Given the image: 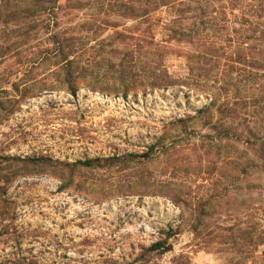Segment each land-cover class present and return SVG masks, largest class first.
<instances>
[{"label":"rangeland","instance_id":"obj_1","mask_svg":"<svg viewBox=\"0 0 264 264\" xmlns=\"http://www.w3.org/2000/svg\"><path fill=\"white\" fill-rule=\"evenodd\" d=\"M69 1L59 0V4L67 6ZM119 1L74 0L72 10L65 9L51 20V27L61 31L86 24L105 27L100 34L90 30L66 36L82 39L79 60L99 74L110 92L100 88L93 92L83 80L76 97L65 91H43L41 85L54 81L51 74L57 68L48 63L32 65L39 60V45H46L41 32L18 49L21 56L2 51L0 264H254L250 258L243 260L241 252L250 251L259 262L264 252V162L260 167L253 164L260 161L256 149L261 141L257 143L250 131L264 135V102L251 101L264 84V70H252L244 58L242 63L234 62L233 53L244 37L230 31L244 26L233 19L227 23L229 33L215 27L201 42L199 38L192 43L168 41L167 28L173 21L181 19L187 27L195 19L192 14L179 17L172 7H163L142 21L127 19L116 7ZM29 2L1 1V17H12ZM107 21L119 27L106 26ZM22 22L26 20L9 19L5 24L0 19V31H13ZM116 32L125 38H116ZM10 39L20 43L22 37L10 34ZM5 40L2 46L9 44ZM211 42L217 44L216 53L208 50ZM116 48L119 52L111 54ZM156 50L164 57L153 55ZM260 58L264 66V55ZM105 61L124 64L134 82L129 78L128 88H122L121 80L115 81L117 72L105 67ZM158 61L174 77L192 73L204 79L208 93L220 94L218 103L212 105L209 94L193 87L151 91L149 76ZM23 78L38 84L33 92L19 100L6 96L3 91L11 93V83ZM123 89L127 97L122 96ZM224 128L231 132L220 133ZM160 141L162 146L144 168L78 173L65 191L59 190L57 179L46 176L7 180L6 157L44 155L75 162L142 153ZM138 178L150 184L158 180L180 184L193 216L183 218L169 199L140 195L137 188L131 191L138 194H114L119 182L124 187ZM104 193L113 195L104 197ZM200 201L208 203L207 216L197 235L194 210ZM246 223L256 226L254 234L261 233L263 244L251 246L240 238L237 229H244ZM170 229H178L169 240L173 249L152 251L151 246L164 240V231ZM215 235H233L237 246Z\"/></svg>","mask_w":264,"mask_h":264},{"label":"trees","instance_id":"obj_2","mask_svg":"<svg viewBox=\"0 0 264 264\" xmlns=\"http://www.w3.org/2000/svg\"><path fill=\"white\" fill-rule=\"evenodd\" d=\"M1 1H7L8 3V0H0V2ZM70 1L67 6H63L59 4V0H30L27 6H25L23 9L14 11V15L12 17H9L8 14L5 17H1L2 14L0 13V19H2L3 23L5 24L8 23L9 19H12L17 23L20 20H26V22L21 23V27H18L19 25H15L16 30L19 28V33L18 30L16 31L15 29L13 31L9 29L6 31H0V42L6 38L9 40V44L5 46H2V43L0 44V58L4 53L6 55L12 54L10 55L11 57L21 56L23 52L18 49L27 42L33 41L35 37L41 32L42 36L44 37L41 39V41L46 45H39V60L33 62L32 65L38 66L48 63L49 65L57 68L51 74V77L54 78V81H45L44 85H41V89L43 91H65L69 95L76 97L80 84H82L81 80L85 82L84 87L93 92H100L98 91L99 88V90L108 91L109 89L107 88L109 87L103 86L101 79H99V74L91 71L89 64H82V62L79 60L78 55L80 54L82 39L75 35L66 36V33L68 34L70 32L67 29L65 31H61L51 27V20H56L57 15L61 11L65 9L72 10L71 3L74 0ZM82 7L83 6H80L78 8ZM116 7L119 9V11L122 10V16L125 18L139 21L144 20V18L146 19L151 13H155L163 7H172L175 9V12L178 13L179 17L184 14H192L191 16H193L195 19H193L189 26L183 27L184 25L181 23L180 19L173 21L172 27L167 28L169 32H171L168 37V41L175 39L180 42L185 41L188 43H192L196 38H199V42H201L202 39H208L207 37H210L209 30H212L215 27L218 30H225L226 33H229V25L227 23L233 19H239V21H241L239 25L244 26L245 29L242 30L232 27V31H230L231 33H239V35L241 33V37H244V41L240 43L238 51L233 53L235 57L237 56L234 62L242 63L244 58L245 65L252 68V70H264V66L262 65L263 63L260 60L261 55H264V0H120ZM5 12L9 13L8 9H6ZM236 12L240 15L236 14ZM229 15H233V18ZM106 26L112 28L119 27L118 23L109 21H107ZM103 28L105 27H102L101 25L86 24L74 26L70 30H73L71 32L94 30L96 34H100ZM10 34L19 38L22 37L20 43L19 41H13L10 39ZM116 38L123 39L125 38V35L124 33L116 32ZM258 41L261 42V45L259 46L255 44V42ZM5 42L7 43L6 40ZM208 48V50L215 52L217 49V44L211 42L208 45ZM2 51L6 52L2 53ZM118 52L119 51L117 48L110 51L111 54H116ZM247 53L249 57L247 56ZM153 55L157 56L158 58H162L165 54L160 50H156L154 51ZM207 56V54L204 55V58L206 59ZM245 57H248L249 60L245 59ZM105 62H108L105 67L117 72L115 81H119L120 79L123 86L122 88H128L129 81L127 80H129V78L131 82H134V75L130 77L124 64L120 63L119 65H116L113 63V61ZM159 63L160 61L156 63L155 67L150 72L148 86L151 91L156 89H168L169 87L173 86H183L187 88L193 87L194 89H198L209 94L212 99V105L218 103L220 94L212 91L211 93H208V89H205L207 88V85L204 83V79L202 80L200 78H196L195 76H192V73L189 74L188 77H174L166 68L163 67V65L161 66ZM95 67L93 68L95 69ZM119 67L121 68L120 71ZM116 69L118 70L116 71ZM190 71L192 72V69H190ZM262 77L264 78V75H262ZM11 84V93L8 91L3 92L6 94V96L11 94L13 99L16 98V100H19L17 98L22 99L29 96V94H31L38 85L33 81H26V78H23L20 81H15ZM113 88V90H119V86H114ZM259 88L260 92L253 97V100H251L255 104L258 103L259 99L264 102V84H262V86ZM116 94L119 95V93ZM122 96L127 97V92L125 89H123ZM11 101L13 100L9 99L10 103ZM210 107L207 109H210ZM199 112L203 113V110H200ZM179 122L183 125L185 124L184 120H179ZM214 128L217 129V126ZM221 130L222 131H220V133L224 132L226 135L231 132L228 128ZM250 132L257 143L258 141H261L259 143V147L256 149L257 153H259L258 157L260 161L253 163L256 164L257 167H260L259 164L264 162V135L253 133V131ZM220 138L222 139L223 137ZM236 139H238V137H236ZM161 144L162 141L153 144L142 153H128L119 156L113 155L105 158H88L75 162L61 161L59 159H53L50 156L44 155L27 156L24 158L6 157L5 169L9 171L7 180L9 182L18 176H46L57 179L60 182L59 190L65 191L74 184V179L78 173L82 174L98 169L107 170L117 168L121 171H124L140 167L144 168V166L150 162L153 153L159 150L160 146H162ZM243 171H246V168ZM121 184L122 183L119 182V189L118 191L117 189L113 191L115 192L114 194L119 196L131 193L138 194V191H131L137 188V190H141L139 191L140 195L160 196L169 199L180 209V213L183 218L186 215L189 216V214L193 216V211H191V206L189 207L188 205V200L185 197V194H183L182 187L180 184L174 181L158 180L150 184L143 178H138L133 184L126 183L124 187ZM109 195L113 194L104 193L103 196L107 197ZM207 204V202L200 201L196 210H194V212H197L195 215L197 223L193 225V228L195 232H197V235L200 230V226H203V218L207 216ZM246 224L247 226L244 229H237L239 234H242L240 235V238L243 237L251 246L257 244L256 242H259V245L263 244V242H261L263 239V237H261V233L254 234V232L257 231L256 226L254 224L252 225L251 223ZM177 232L178 229L164 231V240L154 243L150 249L152 251L163 253L171 251L173 246L169 243V240L176 236V234H178ZM214 238L222 239L225 241V244H232L233 247L237 246L236 239L233 237V235H228V237L225 235L220 237L219 235H215ZM241 253L245 254L243 260L250 258L254 264H264V252L260 255L259 262H255L256 259L253 252L251 253L250 251L249 253Z\"/></svg>","mask_w":264,"mask_h":264}]
</instances>
